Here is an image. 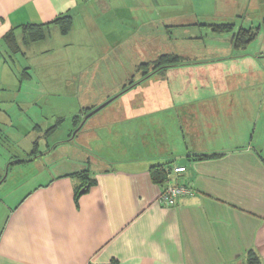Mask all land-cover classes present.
<instances>
[{"label":"crops","instance_id":"0c3cea01","mask_svg":"<svg viewBox=\"0 0 264 264\" xmlns=\"http://www.w3.org/2000/svg\"><path fill=\"white\" fill-rule=\"evenodd\" d=\"M172 1L0 0V82L4 85L6 75L17 70L12 68L15 55L26 58L23 68L31 67L30 51L40 52L41 40L23 42L24 24L50 23L48 35L55 36L61 32L53 21L65 14L73 19L69 33L82 23H146L155 20L158 5ZM12 30L22 49L16 54L5 41ZM119 32L112 31L115 37L103 55L123 51ZM136 34L127 39L138 41ZM257 36L259 32L245 49L236 48L232 37L231 46L216 59L191 60L192 67L186 62L141 82L142 74L131 76L100 59L85 65L80 72L89 73L90 82L84 86L108 89L106 94L115 98L86 119L82 107L75 110L76 130L67 136L56 132L50 144L52 136L37 130V139L23 149L26 153L16 163L35 172L0 198V264H250V251L264 264V102L234 95L245 87L235 71L250 79L254 74L264 83V47L246 52ZM212 67L218 95L186 96L190 88L209 85L189 80L187 69L207 78L205 68ZM131 79L138 83L121 93ZM160 80L169 82L167 88L159 86ZM140 85L145 90L135 91ZM85 96L89 104L104 97ZM248 103L257 111L236 112ZM3 115L0 125L9 119ZM7 160L0 155V167ZM158 164L186 166L170 179L188 184L194 194L180 197L175 206L159 203L165 182L151 175ZM84 170L94 182L78 194Z\"/></svg>","mask_w":264,"mask_h":264},{"label":"rangeland","instance_id":"374dc122","mask_svg":"<svg viewBox=\"0 0 264 264\" xmlns=\"http://www.w3.org/2000/svg\"><path fill=\"white\" fill-rule=\"evenodd\" d=\"M155 11V20L146 23L143 22L144 19H141L140 23L130 24V22L122 25L103 22L101 24L97 22L98 25L82 23L74 28V32L67 35L62 33H57L55 36L47 35L41 40L38 48L40 52L35 50L38 53L33 54L31 51L28 53L31 65L27 68L28 74L23 73L25 67L20 68L26 58H23L24 56L20 53L15 55L12 68L17 70L10 71L9 75H6L7 81L4 85L0 82V114L9 115V119L2 120V125H0L2 129L0 155L2 160L8 159L0 167V180L7 177L9 173V177L4 182L0 181V198L9 187L16 186L17 183L20 184L31 172H35L34 169L32 171L30 165L22 166L16 162L26 153L23 149L25 150L29 141L37 139L38 131L39 135L43 132L46 135L50 134L48 137L52 136V138L49 143L52 144V140L56 136L53 137V135L56 132H60L61 137H64L72 130L73 132L76 130L73 125L75 110H77L76 113L81 112L82 107V114H84L89 108L99 106L102 104L101 101H107L111 97V94L107 95L104 91L108 89L97 87L90 89L84 86L85 83L90 82V74L80 72L85 65L91 67L100 59L103 64L113 63L121 66L119 70L125 69L126 74L139 76L142 71L138 73L136 69L141 62L154 60L159 55L169 53V49L172 50L170 52L180 55L187 62L201 61L202 58L210 61L217 58L216 54L219 52L223 54L224 49L231 46L232 37L241 27L249 28L250 26L257 33L259 32V36L246 52L253 54L264 47V0H216V3L213 0H173L170 5L166 4L162 7L158 5ZM167 16L170 19H167ZM227 22L233 24L229 31H214L212 28L216 24ZM117 30H120L117 33L118 37L124 39L121 45L124 48L123 51L119 49L117 55H103L110 40L115 37L112 31L116 33ZM133 31L139 34V39L142 36L149 39H138V41L127 39V36H130ZM135 42L140 44L137 49L132 46ZM246 47L245 45L243 49ZM192 64L193 62L188 66L192 67ZM173 67H165L160 72L167 74ZM205 69L204 75L207 78L201 76L197 70L195 71V68L187 69L190 73L189 80L192 82L205 80L209 85L199 86L198 89L190 88L188 93H185L186 96L211 99L218 95L215 88L216 68ZM257 69L260 70V68ZM235 72L237 73L236 79L244 80L245 87L237 89L234 95L245 96L254 101L262 98L264 102V83L260 82L254 74L250 76L251 80L248 77L249 74L245 77L238 71ZM81 74L83 77L89 76V80H86L85 77L75 79L76 75L80 76ZM79 81L81 83H78ZM160 81L163 83L159 86L167 88L169 82L167 80ZM175 81L178 82V80ZM251 83L252 87H249ZM144 87L146 86H137L135 91H144ZM85 94L94 100L96 97L98 99L104 97L99 102L89 104L84 103L88 101ZM80 100L82 105H80ZM210 101L212 102V100ZM245 107L242 110L237 109L236 112L257 111L252 103L246 104ZM11 133L12 137L5 140ZM207 139H209L208 135L204 136V140ZM9 165L11 166L9 167ZM88 176L91 177L89 173Z\"/></svg>","mask_w":264,"mask_h":264},{"label":"trees","instance_id":"16d2710c","mask_svg":"<svg viewBox=\"0 0 264 264\" xmlns=\"http://www.w3.org/2000/svg\"><path fill=\"white\" fill-rule=\"evenodd\" d=\"M54 24H56L59 27L60 32L65 35L70 32L73 26V19L69 14L58 16L53 21ZM50 23H27L24 24L23 27V33H24V40L23 42L25 44H29L35 41H40L44 39L48 33H49V25ZM263 24H264V17H263ZM233 24L232 23H222V24H216L214 25L213 30L214 31H229L232 29ZM257 35V31L254 30L253 27L244 28L241 27L239 31L234 35V45L236 48L238 47H244L247 45L250 41H252ZM5 41L7 42L8 47L10 48L11 52L13 54H16L18 52H21V45L17 41V38L15 36V32L12 30L8 32L5 36ZM187 61H184V59L174 53H165L160 56H158L156 59L140 63L137 66V71H142V77L139 82L145 80L149 76L158 73L162 71L165 67L170 66H177L180 64H184ZM28 67H25L23 69V73H27ZM29 76V75H28ZM138 82L137 80L131 79L125 87H123L121 93L128 90L130 87L136 85ZM120 93V94H121ZM95 107L89 108L87 112H84V115H86L88 112L93 110ZM79 117H74V121H77ZM77 119V120H76ZM58 124L56 125V127ZM55 128V127H54ZM217 155V154H215ZM197 158H206V157H212L214 154H196ZM167 164H158L153 167H151V175L154 181L164 184L165 180L167 179V173L169 172L170 168H167ZM83 180L85 181L82 186L78 189V194L81 192V188L86 190L91 183L94 182V179H91L87 175V170H84L80 172ZM249 262L250 264H258V257L254 251L249 252Z\"/></svg>","mask_w":264,"mask_h":264},{"label":"built area","instance_id":"2783aa9c","mask_svg":"<svg viewBox=\"0 0 264 264\" xmlns=\"http://www.w3.org/2000/svg\"><path fill=\"white\" fill-rule=\"evenodd\" d=\"M186 170V166H174L170 168L169 172L167 173V182L165 181V185L158 199L159 203L166 206H175L178 203L180 197L194 194L195 190L188 184L181 182H171V175L183 173Z\"/></svg>","mask_w":264,"mask_h":264},{"label":"water","instance_id":"95a60500","mask_svg":"<svg viewBox=\"0 0 264 264\" xmlns=\"http://www.w3.org/2000/svg\"><path fill=\"white\" fill-rule=\"evenodd\" d=\"M115 98V96L111 97L110 99H108L107 101H105L104 103H102L101 105L95 107L93 110H91L88 114L85 115V118H88L89 116H91L92 114L96 113L97 111H99L100 109H102L104 106H106L110 101H112ZM84 190V189H82Z\"/></svg>","mask_w":264,"mask_h":264}]
</instances>
